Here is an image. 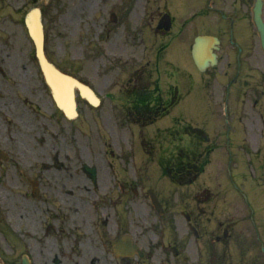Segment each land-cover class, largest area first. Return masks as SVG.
Here are the masks:
<instances>
[{
  "label": "flooded vegetation",
  "instance_id": "flooded-vegetation-1",
  "mask_svg": "<svg viewBox=\"0 0 264 264\" xmlns=\"http://www.w3.org/2000/svg\"><path fill=\"white\" fill-rule=\"evenodd\" d=\"M254 1L100 0V76L105 83L114 81L106 86L101 115L112 116L117 131L139 128L143 133L145 129L140 142L147 153L160 150L150 159L157 160L177 182L196 181L213 161L220 166H231L232 175L239 174V166L247 160L264 170V50L253 20ZM41 2L0 0V27L13 37L21 36L25 31L27 6ZM50 3L44 2V15L49 18L46 20L54 19L57 26L67 29V23L72 21L70 14L77 15V12L67 8L62 0ZM80 8L84 10L85 6L82 4ZM201 34H213L220 39L216 49L218 62L204 72L191 56L192 45ZM110 52L118 56L111 57ZM17 69L19 78L25 79L23 67ZM0 73L13 74L8 67H0ZM32 74L35 76L34 71ZM28 79L33 83L39 81L38 77ZM0 100L5 103V109H0V195H3L0 203L3 207L12 205L23 210L26 192H30L34 203L32 239L39 250L37 255L43 252L54 260L58 255L70 256L65 252L57 254L55 250L59 249L54 250L52 246L72 242L73 215L79 212L74 207H89L83 211L84 219L77 222L93 231L100 223V205L103 210L113 208L120 195L116 199L115 192H100V163H97L95 183L99 192H92L97 201L75 195L69 156H60L55 145L49 156H42L37 140L39 130L35 128L31 136L37 147L26 148L23 130L17 124H6L3 117L11 111L8 97L0 95ZM25 111V108L11 111L15 121ZM35 114L33 109V115L28 118L37 127L39 118ZM257 146L261 147L260 153L254 151ZM122 188L126 191L124 185ZM248 193L252 205L247 206L254 208L253 202L261 203L259 212L255 209V213L258 212L260 223L257 221L256 226L263 248L264 200L259 192ZM228 195L229 192H197L193 196L197 213L192 211L187 215L189 223L198 228V241L205 235L211 240L203 244L204 250L209 248L206 253L200 242L197 243L200 247L197 264H202L203 259L208 260L204 264H248V217L244 208L240 212L236 208L230 215L223 210L226 204L231 205ZM176 200L184 206V197ZM183 211L173 212L178 216ZM4 219L8 216L3 213L2 224ZM240 222L244 224L241 226ZM162 239L163 264H171L172 260L176 262L173 264H183L176 261L184 256L181 242L169 239L166 243L164 235ZM90 243L93 261L104 259L100 240L93 236ZM260 254L259 260L263 259L264 252ZM145 256L137 261L132 258L129 264H144L154 253L147 252Z\"/></svg>",
  "mask_w": 264,
  "mask_h": 264
},
{
  "label": "rangeland",
  "instance_id": "rangeland-1",
  "mask_svg": "<svg viewBox=\"0 0 264 264\" xmlns=\"http://www.w3.org/2000/svg\"><path fill=\"white\" fill-rule=\"evenodd\" d=\"M93 9H96L100 12L97 5H93ZM89 14L91 13L88 12V17L83 16L85 21L81 22V27H79L78 33H70L69 37H54V35L49 36L48 42V50L51 52V57L60 62L62 66L76 71L82 77L88 78L96 74L95 70L98 67V61H100L97 53L99 41L95 38V31L92 30L91 33H88V30H86L83 26L88 24L93 26V23H95V21L90 18ZM77 23V21H73L70 26L74 28L75 24ZM12 28L13 27L10 25V29ZM1 30L3 35L6 36V31L4 29ZM80 32H83V34ZM4 38H7L8 41L3 42L2 40H5ZM4 38L0 37V66L10 68L13 74L11 75L9 73H4L1 75L0 73V91L2 93L0 95H6V97H8L7 103L9 105V110L13 111L14 113L24 108L26 110V114L21 116L19 113L16 122H13L14 125L17 124V126L23 130V140L26 148L31 149L33 145L34 147H37V145L34 144L31 136V132L33 128H35V130H39L37 140L39 141L40 154L42 156L48 155L49 152H51V148H54V145L61 148L63 155L67 154L76 159L75 161H77V163L79 162V159L82 160L84 157H94L96 156V153L99 154L100 152V166L103 170L102 176L107 177L109 174V179L104 181V188L111 189L114 187L115 175L117 176V179L121 180L122 182L124 178L134 180L133 176L136 178L140 176L141 180H143V184L145 185H151V183L154 182L156 176L151 174V172L156 167V165L149 162V157L139 146L136 147L137 164H133L131 162L130 151H132V148L116 141V133L113 132V117H101L100 108H94L85 102H81V117L74 122L66 121L61 116V114L59 112L57 113V111L54 109L51 97L49 96L46 88L43 86L42 81L40 83H33L32 79H28V77H33L32 74L29 75V71H32L34 67V46L30 39L24 35L19 37L9 36ZM83 41H86V43ZM90 41H94L96 43L88 45ZM73 42L77 45L74 48L71 47ZM82 60H84V62H82ZM20 66L23 67L21 72H23L25 79L19 78L20 70L18 71L17 67ZM98 80L99 79H96L94 82L96 87L100 89V82ZM23 81L26 82V84H22L21 82ZM3 104L5 103L0 100L1 109H5ZM33 109L36 112L35 115H37L39 118L36 124L37 127L33 125L32 120L28 118L29 115H33ZM11 115L12 113H7V116L4 114L3 117L7 120H11ZM6 123H9V121ZM83 146L89 147V152H86L83 149ZM117 156L119 158L118 161H116L117 158H114ZM29 159H31V156ZM146 162L148 163L147 171L144 166ZM25 166L28 167L27 162L25 163ZM113 168H116L119 171H114ZM72 173L73 181L76 182V184L81 183L77 181L78 179H81V176L77 173V169L73 168ZM256 174L257 176H255L256 180L254 183L261 184L262 182L259 178V172H256ZM245 182L248 183V179H246ZM168 184L169 186L164 190V192H167L169 195L165 198H169L171 200L170 205L172 206L176 205L175 201L178 192H184L185 195H187V192H201L202 190L199 187L209 186L210 182L201 180L194 185H188L179 188H177L176 185H173L171 182H168ZM213 188L217 187L213 185ZM88 189L89 192H94L96 190L95 187ZM229 191L233 190L230 189ZM77 200L80 201L78 198ZM86 209H88L87 206L82 205L79 209V213L76 214L77 218L83 217V211ZM227 209L232 211L234 210V207L230 206ZM129 210L132 211L129 212ZM116 211L120 213V218L123 220L124 224L129 221V215H134L131 204L126 201H123L121 203V207L116 209ZM147 212V199L144 196L139 197L136 201V217L142 226H147L149 224L144 217L147 215ZM149 217L151 219L153 218L151 217L150 213ZM179 219L184 224H186L183 215H180ZM15 223L17 224L16 221ZM32 224L33 221H30L28 225L32 226ZM164 224H166V222H164ZM170 227L171 223L169 222V225L167 228L165 227V229H167V231L170 233H174L172 227ZM21 230L24 232V229ZM74 232L76 234H84V231L81 229H74ZM151 234L154 238H157L160 235V231L157 230L155 234L153 232H151ZM183 234L184 236H187L185 239L187 243L191 239L190 244H192L191 247H193V244H196L193 243L194 236L192 233H188V228L186 226ZM204 243L205 240L201 241L202 247ZM0 249L2 250V253H5L10 259H12V257H10L11 253L9 252L8 247L4 245L0 247ZM257 250L258 249L255 248L250 253L253 254L257 252ZM37 252H39V250ZM192 254L195 255L194 248L192 250ZM44 255L45 254L43 252L37 256L35 255L36 264H51L50 259ZM89 260V258H86L85 260L81 261V264H86L87 262L89 263ZM107 262L112 264V262L115 263L117 260L108 259ZM102 263L104 262L102 261ZM119 264H124V261H119Z\"/></svg>",
  "mask_w": 264,
  "mask_h": 264
},
{
  "label": "water",
  "instance_id": "water-1",
  "mask_svg": "<svg viewBox=\"0 0 264 264\" xmlns=\"http://www.w3.org/2000/svg\"><path fill=\"white\" fill-rule=\"evenodd\" d=\"M28 27L36 45V54L41 63L44 75L48 84L50 85L53 94L59 104L65 112L73 116L75 111V98H74V86L80 85L77 81L68 77L60 72L52 63L47 59L44 52V41L41 18L38 11L32 12L27 20ZM259 28L264 37V22L259 18ZM84 94V92H83Z\"/></svg>",
  "mask_w": 264,
  "mask_h": 264
}]
</instances>
